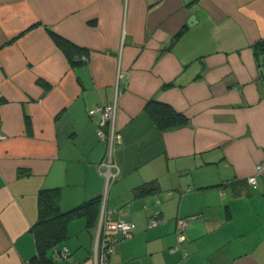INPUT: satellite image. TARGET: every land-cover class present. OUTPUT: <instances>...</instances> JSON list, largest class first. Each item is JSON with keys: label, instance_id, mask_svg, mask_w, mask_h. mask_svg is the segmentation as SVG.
<instances>
[{"label": "crops", "instance_id": "0c3cea01", "mask_svg": "<svg viewBox=\"0 0 264 264\" xmlns=\"http://www.w3.org/2000/svg\"><path fill=\"white\" fill-rule=\"evenodd\" d=\"M260 40L264 0H0V264L36 254L45 187L62 210L101 196L92 229L68 222L59 264H98L104 193L135 225L107 264H264V175L247 180L264 160ZM151 99L187 121L159 129ZM106 103L100 137L89 110ZM154 217L165 221L148 227Z\"/></svg>", "mask_w": 264, "mask_h": 264}, {"label": "trees", "instance_id": "16d2710c", "mask_svg": "<svg viewBox=\"0 0 264 264\" xmlns=\"http://www.w3.org/2000/svg\"><path fill=\"white\" fill-rule=\"evenodd\" d=\"M54 39L69 61L74 63L81 60L78 48L57 35H54ZM253 46L257 55H264V40L257 41ZM144 111L159 129L174 128L187 121V117L182 112L168 103L154 99L146 102ZM154 188L155 183L151 181L138 186L136 192L144 193ZM100 200L101 196L96 195L68 210H62L60 189L58 187L41 188L38 193V219L32 227L36 254L29 263L59 264L57 259L60 256L59 245L63 244L68 237V222L82 216L86 220V229H92L95 226Z\"/></svg>", "mask_w": 264, "mask_h": 264}, {"label": "built area", "instance_id": "2783aa9c", "mask_svg": "<svg viewBox=\"0 0 264 264\" xmlns=\"http://www.w3.org/2000/svg\"><path fill=\"white\" fill-rule=\"evenodd\" d=\"M1 95V94H0ZM115 103H106L104 105L97 106L89 110V113L99 112L100 121L99 127L97 129V134L100 137H104V132L101 129V126L105 123L112 121L115 114ZM5 136L0 135V139H3ZM102 165L107 166L108 172L107 175H110L111 161L103 160ZM264 175V160L259 161L255 164L254 172L248 176L247 180L250 184H256V177ZM106 198V193L103 194V202L101 209V219L98 224L97 230V243H96V252H97V262L98 264H107L110 254L113 252L114 245L123 239H128L132 237L134 232V223L131 221L121 220L117 217L118 209L113 207H108L104 200ZM190 218V217H189ZM192 218V217H191ZM165 220L160 217L151 218L148 221V227H155L159 223L164 222ZM178 229H177V241L178 243L184 240L183 228L188 223V218H179L178 219ZM66 247L63 246L60 248V256L66 255ZM26 264H30L26 262Z\"/></svg>", "mask_w": 264, "mask_h": 264}, {"label": "water", "instance_id": "95a60500", "mask_svg": "<svg viewBox=\"0 0 264 264\" xmlns=\"http://www.w3.org/2000/svg\"><path fill=\"white\" fill-rule=\"evenodd\" d=\"M192 18V16H190V19Z\"/></svg>", "mask_w": 264, "mask_h": 264}, {"label": "rangeland", "instance_id": "374dc122", "mask_svg": "<svg viewBox=\"0 0 264 264\" xmlns=\"http://www.w3.org/2000/svg\"><path fill=\"white\" fill-rule=\"evenodd\" d=\"M76 228V227H75Z\"/></svg>", "mask_w": 264, "mask_h": 264}]
</instances>
